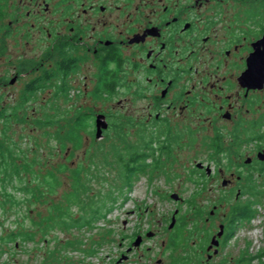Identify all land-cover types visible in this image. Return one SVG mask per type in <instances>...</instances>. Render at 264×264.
<instances>
[{"label": "rangeland", "instance_id": "1", "mask_svg": "<svg viewBox=\"0 0 264 264\" xmlns=\"http://www.w3.org/2000/svg\"><path fill=\"white\" fill-rule=\"evenodd\" d=\"M18 1L0 0V154H4L0 160V239L12 232H29L34 241L18 237L8 244L0 242V264H236L244 252L240 230L210 258L212 261L206 253L211 237L219 231L220 223L228 220L233 206L252 200L238 197L241 186H222L218 169L226 163L225 157L214 154V159L208 158L212 152L201 141L191 149L180 143L173 146L169 159L159 158V169L150 166L146 174L133 179L131 190L123 189L121 167L112 152V148L123 147V142L113 131L114 121L127 124L126 144L136 146L139 126H132L127 116L139 118L141 102L131 109L125 103L128 91L124 88L111 97L94 93L97 81L89 72L84 73L87 79L83 74L69 77L68 96L49 84L29 96L28 84L46 71L50 41L45 30H30L34 20L26 17L27 8L17 21ZM25 22L28 25L23 26ZM26 65L36 68L24 72ZM128 68L126 64L124 71ZM82 109L91 114L87 126L76 131L70 141L64 143L52 134L59 127L64 133V125L71 124ZM96 114L108 116L106 120L114 125L101 138H96ZM48 118H54L57 126H38ZM206 135L200 133L197 138L203 140ZM4 159L8 162L3 163ZM196 163L209 165L212 174L216 168L215 180L209 181L211 177L206 175L201 180L198 173L192 174ZM77 169L86 184L81 201L73 203L69 197L73 199L77 193L73 178ZM234 180L236 184V177ZM252 187L258 191L257 186ZM24 188L30 193L21 191ZM176 194L177 201L172 198ZM110 196L117 200L112 206L107 203L111 212L92 228L69 227L67 219L62 227L52 223L46 228L43 224L51 214L64 218L68 208L73 219L89 215L84 214V206L92 202L94 209L103 211V202ZM173 216L176 221L170 228ZM182 220L186 224L176 237ZM137 236L142 237L141 245L133 247ZM251 243L258 246L256 237ZM97 248L93 256L86 253Z\"/></svg>", "mask_w": 264, "mask_h": 264}, {"label": "flooded vegetation", "instance_id": "2", "mask_svg": "<svg viewBox=\"0 0 264 264\" xmlns=\"http://www.w3.org/2000/svg\"><path fill=\"white\" fill-rule=\"evenodd\" d=\"M23 8L34 20L30 30H45L50 41V73L60 61L70 78L91 73L95 89L104 87L101 80L118 84L115 95L127 89L131 109L141 102L139 118L127 120L141 125L156 157L169 159L174 145L191 149L197 141L212 152L208 158L225 157L222 186H241L238 197L252 200L240 205L255 213L242 216L230 235L231 216L220 223L207 258L240 230L244 252L236 264H264V0H19L18 22ZM154 162L147 159L149 167ZM208 167L196 163L192 174L214 181L217 169ZM251 185L258 191L250 193ZM214 237L218 245L209 250Z\"/></svg>", "mask_w": 264, "mask_h": 264}, {"label": "trees", "instance_id": "3", "mask_svg": "<svg viewBox=\"0 0 264 264\" xmlns=\"http://www.w3.org/2000/svg\"><path fill=\"white\" fill-rule=\"evenodd\" d=\"M36 66L34 65H26L24 66L22 69V71L24 72H28L30 70H35ZM59 68V69H58ZM69 68H66L65 66L62 65V63H60L59 61V65L57 67L56 71H53L52 73H50L48 71V69H46L45 73H43V76L41 78H38L36 80H34L32 83H29L27 86V90H28V95L30 96L32 93H35L36 90L41 89L42 87H45V85H50L51 87H55L56 88V92L58 93H64V95L68 96L67 93L69 92ZM106 79V78H105ZM109 81V80H108ZM101 82H103L104 87H102L100 85V87H97V89L94 90V93L97 94H106L107 96L111 97L114 96V92H115V88L118 87L117 86H112L110 84H108V82H106V80H101ZM102 87V88H101ZM117 90V88H116ZM25 101H27V99H24ZM17 112V111H16ZM18 113V112H17ZM89 115H91L89 112H85L84 109H82V111L77 113L76 119L71 123V124H65V128L63 127V132L62 133V128L59 127L54 133L52 134H57L56 137H58L59 139H63V142L65 140L70 141V139L76 134V131H78L81 128H84L85 126H87L86 120L89 119ZM56 122H54V118H48L45 121H42L38 123L39 127H44V128H53L55 126H57V124H55ZM115 123V127L113 130V126L112 122L111 125L109 124V128L111 127V129L113 131H115L116 135L120 138V143L123 142V147H119L117 150H115V148H112V152L115 156V162L121 167V176H122V181H123V189L126 188L127 190H131L132 186H133V179H135V177H137L138 175L141 174H146L147 173V169L149 168L148 164H147V159L152 158L155 160L154 162V170L159 169V158L156 157V148H155V144L153 141H147L143 138V128L141 127L140 124H138L139 126V139L140 141L138 142V144L134 147H131L130 145L126 144V137L127 134L125 133V126L127 127L126 124V120H125V124H122V122H120L119 120L114 121ZM132 126H135L134 124ZM95 128H96V124H95ZM105 132V130L103 131V133ZM108 132V131H106ZM105 132V133H106ZM62 134V135H61ZM61 135V136H60ZM65 143V142H64ZM171 146V144H170ZM63 147H65V145H63ZM115 150V151H114ZM163 153L165 155L169 154L168 151V147L164 148ZM4 156V154H0V160L2 159V157ZM3 163L8 162L7 160H3ZM1 165V163H0ZM81 169H77L74 171L73 173V178H74V190L77 192L74 195V198L72 199L71 197H69V201L73 202V203H79L81 201V197L84 193V189L83 186H85V182L82 179V175H81ZM50 175V174H49ZM253 185H251L249 187V192L253 193ZM5 187V186H4ZM21 191H23L25 194L30 193V190L28 188H24ZM41 197H43V193L40 192ZM252 195V194H251ZM9 197H12L11 195H8ZM40 199V198H38ZM116 197H108V202H103V206H102V210H100V208L98 209H94V202H92L91 204H87L84 206L85 210H84V214L89 213V215H83L81 217L78 218H71V215L68 214V212H70V208L67 209L68 212H64L63 213V217L64 218H60V217H55L54 215H50L48 218L49 219H45L43 224L45 225V227L47 228V224H55L56 227H62L65 226V221L64 219H67L70 222V226L72 227H76L79 229L82 228H92L93 225L100 221L102 218L105 219L107 214H109L111 212V208L108 207V204H110L111 206L116 202ZM108 203V204H107ZM90 209V212H88L87 210ZM255 211L253 210V208H251V204H248L246 206H241L240 203H238L237 205H234L230 216H231V225L229 227V235L230 233L233 234L234 231V227L236 225V223L239 221V219L244 216V215H252L254 214ZM70 216V217H69ZM60 218V220H59ZM63 223V225H62ZM185 222L184 220H182L180 222V225L176 228H178L177 233L175 234L176 237H178L179 235H181V231H183L184 226H185ZM52 228H54V226H51ZM48 228L50 229V226H48ZM45 235V233H44ZM18 237H21L23 239V241L26 242H31L34 241V237L32 233H24V234H18L17 232H12L11 234H6L5 236H1L0 242L3 244H8V242L11 241H16ZM47 242V240H46ZM172 244L174 246L177 245V243H175V241H172ZM16 246H14V248H16ZM82 252H85L84 250H81ZM99 251V248H97V250L92 249L87 251L86 253L88 255H95L97 254ZM5 254V252L3 253ZM176 264V263H175Z\"/></svg>", "mask_w": 264, "mask_h": 264}, {"label": "water", "instance_id": "4", "mask_svg": "<svg viewBox=\"0 0 264 264\" xmlns=\"http://www.w3.org/2000/svg\"><path fill=\"white\" fill-rule=\"evenodd\" d=\"M13 82L14 81H12V83ZM108 127H109V124H108V121L106 120V117L104 115H98L96 117V129H97L96 138H101L102 137V134H103V131L106 130V129H108ZM208 171L209 172L211 171V168L210 167H208ZM172 198L174 200H176V201L179 200V197L177 196V194L176 195H173ZM175 214H177V212H175ZM175 221H176V218H175V216H173L172 223L170 225V228H173L174 227ZM223 230H224V227L221 226L220 227V233L218 234L219 237L222 235ZM147 236L150 237L152 235L151 234H148ZM215 240H216V237H214V239L212 241V244H211L209 250L213 246H217L218 245V242H215ZM141 242H142V237L141 236H137L136 240L133 242V247H139L141 245Z\"/></svg>", "mask_w": 264, "mask_h": 264}]
</instances>
